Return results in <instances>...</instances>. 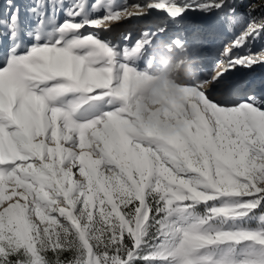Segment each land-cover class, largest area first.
I'll list each match as a JSON object with an SVG mask.
<instances>
[{"label": "snow or ice", "instance_id": "obj_1", "mask_svg": "<svg viewBox=\"0 0 264 264\" xmlns=\"http://www.w3.org/2000/svg\"><path fill=\"white\" fill-rule=\"evenodd\" d=\"M255 11L0 0V264H264Z\"/></svg>", "mask_w": 264, "mask_h": 264}, {"label": "rangeland", "instance_id": "obj_2", "mask_svg": "<svg viewBox=\"0 0 264 264\" xmlns=\"http://www.w3.org/2000/svg\"><path fill=\"white\" fill-rule=\"evenodd\" d=\"M117 3H123L125 0H116ZM127 3L132 4L137 2V0H126ZM142 2V0H141ZM245 7L252 6L256 9L253 12V15H261L264 14V0H243ZM160 17L159 21H162L164 18V14L162 12H154L152 16L146 18H131L125 23H120L118 26L114 27L112 33H110V37L118 38L122 33L126 31L136 32L138 30L143 29L145 26L154 25L156 19ZM225 39V37H221L215 43L206 46L203 49V56L201 60L200 72L202 74H207L212 71L213 65L216 63V52L220 44V40ZM259 44L257 45V47ZM213 50V51H212ZM240 75H245L241 73ZM250 75H254L259 78L261 75H264V68H256L253 70V73Z\"/></svg>", "mask_w": 264, "mask_h": 264}, {"label": "bare ground", "instance_id": "obj_3", "mask_svg": "<svg viewBox=\"0 0 264 264\" xmlns=\"http://www.w3.org/2000/svg\"><path fill=\"white\" fill-rule=\"evenodd\" d=\"M160 20V17H158L157 19H156V21L154 22V24L156 23V22H158ZM213 51V50H212ZM211 72V71H210Z\"/></svg>", "mask_w": 264, "mask_h": 264}]
</instances>
